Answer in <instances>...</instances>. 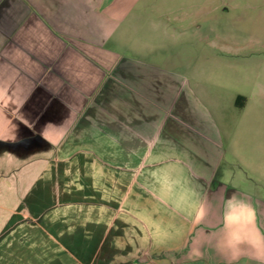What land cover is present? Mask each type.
<instances>
[{"label":"crops","instance_id":"1","mask_svg":"<svg viewBox=\"0 0 264 264\" xmlns=\"http://www.w3.org/2000/svg\"><path fill=\"white\" fill-rule=\"evenodd\" d=\"M140 3L172 8L0 0V140L45 141L9 180L0 155V264H264V178L230 139L263 85L216 73L211 14ZM165 212L176 251L152 237Z\"/></svg>","mask_w":264,"mask_h":264},{"label":"rangeland","instance_id":"2","mask_svg":"<svg viewBox=\"0 0 264 264\" xmlns=\"http://www.w3.org/2000/svg\"><path fill=\"white\" fill-rule=\"evenodd\" d=\"M148 3H154V6L160 3H168L172 8L166 11H161L158 7L141 8L143 3H140L136 8V13L143 11L148 16L164 15L170 19L189 16L198 12V18L211 14V20L208 22L209 34L216 49L224 51L223 55L215 54L214 63L216 73L224 76V82L233 81L235 83L246 81L257 82L263 85L264 89V0H146ZM153 6V7H154ZM195 17V16H194ZM216 60V61H215ZM225 67H238L236 72L225 70ZM242 76V78H241ZM240 77V78H239ZM227 78V79H226ZM229 81V82H230ZM264 104V100L262 101ZM15 106V105H13ZM15 108V107H14ZM261 117L257 115L255 119H243L237 125L234 122L231 128H237L238 136H231L230 139L237 138V145L244 148V153L249 164H254L255 167L249 168L250 174L248 177L250 182L257 181L256 178H264V109ZM21 122V121H19ZM15 131L14 128L10 132L12 141L9 136L7 140H0L2 148H7L6 152H0L1 159H7L5 166V176L8 180L12 179L13 175L22 170V164L30 159H34L42 152H33L31 149L44 144L42 137L33 135L30 129ZM27 129V130H26ZM26 149L19 151L18 149ZM11 149H16L11 151ZM45 154V153H44ZM22 163V164H21ZM12 164L17 165L19 169L11 167ZM44 173V172H43ZM44 175V174H42ZM249 175V173H248ZM41 180H39L37 183ZM262 181L260 180V183ZM36 183V184H37ZM262 184V183H261ZM171 213L163 214V222H158L156 217H150L152 225V237L164 239L163 242L166 248L176 251L186 240L188 235V225L184 221L171 222ZM179 218V217H177ZM184 219V217H183ZM166 223V224H163ZM156 224L160 225L162 231H156ZM166 226V227H165ZM138 227V226H136ZM143 231L144 228L141 227ZM145 231V230H144ZM9 232V229L6 233ZM11 232V231H10ZM5 233V234H6ZM146 234V233H145ZM74 251L73 249H71ZM157 250V249H154Z\"/></svg>","mask_w":264,"mask_h":264}]
</instances>
